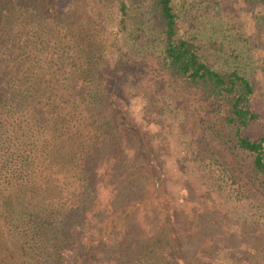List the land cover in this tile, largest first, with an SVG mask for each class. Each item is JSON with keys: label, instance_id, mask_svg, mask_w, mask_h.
Wrapping results in <instances>:
<instances>
[{"label": "trees", "instance_id": "obj_1", "mask_svg": "<svg viewBox=\"0 0 264 264\" xmlns=\"http://www.w3.org/2000/svg\"><path fill=\"white\" fill-rule=\"evenodd\" d=\"M238 2L0 0V264H264V223L207 231L129 119L131 98L156 116L167 98L210 173L264 196V0Z\"/></svg>", "mask_w": 264, "mask_h": 264}, {"label": "rangeland", "instance_id": "obj_2", "mask_svg": "<svg viewBox=\"0 0 264 264\" xmlns=\"http://www.w3.org/2000/svg\"><path fill=\"white\" fill-rule=\"evenodd\" d=\"M221 1L223 6L222 9L224 10L226 6H228L227 2L229 0ZM236 2L239 3L238 0H236ZM248 10V6L238 8L236 11L234 10L238 16L242 17L243 23L245 24L249 23L248 18H246ZM251 31L250 28L247 29L248 34ZM119 38L120 36L116 33V26H110L106 31L107 42L111 44L115 39L119 41ZM131 99L130 121L138 127H141L144 133L146 132L148 138L152 139V143L156 150L168 156L164 158L167 161L168 169H166L168 174L173 178V182H179L178 188L174 190L175 195L177 194L179 197L184 195L185 191L182 189V185L184 186L185 184L187 192L190 191L189 200L195 203L189 204L186 209L189 211H204V217L200 219L199 222L206 225L207 231L213 233L218 231L219 233H223V231L229 229L230 233H233L243 225L251 224L249 222L264 223V196H259L258 193L254 192H246L245 196L241 198V196L234 195L233 190L237 187L234 181L228 180L227 184H225L226 182H222V179H219L218 173H210L211 170H215L217 167H214L215 165L207 159L210 154L204 153L206 151L205 149L204 151L202 150V152L207 157L199 159L198 155L200 152L198 148L206 147V149L209 150L212 145L208 144V146H206L205 144L209 142L208 139L204 137V134L199 131L195 133L192 126L186 122H182V114L179 113L176 108L172 110L173 106L170 104V100L161 97L162 105L161 111L159 112L161 115L156 116V113H151V111L154 110L157 112L159 109H154L144 97L139 96ZM254 108L260 112L261 121L255 126L252 133L259 136L264 132V92L263 95H259L255 99ZM171 110L173 111L172 113L170 112ZM177 123H179V125ZM180 124L189 129L181 127ZM194 160L195 163H191V161ZM183 161L186 162L184 163ZM218 161L221 162L222 158L219 157ZM200 169L203 170L200 171ZM214 182H221L222 192L220 188L218 190L222 194L218 197L221 199L223 197L224 202L215 195L213 201L202 196L204 192L207 193V189L216 187ZM190 184L192 187L189 186ZM214 193L217 194L216 192ZM206 202H208V204L204 205ZM213 202H216V205H218V208H216L217 210H215ZM219 210L222 211V213ZM220 217H222V220L217 223ZM230 221H235L237 225L230 224ZM262 231L264 232L263 229ZM227 241L228 244L234 247H240L239 252L243 257L245 254H250L252 252L250 249L247 250L244 241L237 237H229ZM255 243H257V245L260 244V247L264 244V242L259 241ZM185 244L187 245V249H189L190 244ZM194 246H196V243L193 244V247Z\"/></svg>", "mask_w": 264, "mask_h": 264}]
</instances>
